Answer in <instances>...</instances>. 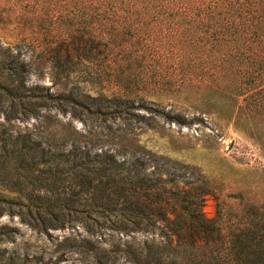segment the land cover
<instances>
[{"label":"trees","instance_id":"trees-1","mask_svg":"<svg viewBox=\"0 0 264 264\" xmlns=\"http://www.w3.org/2000/svg\"><path fill=\"white\" fill-rule=\"evenodd\" d=\"M0 27L48 57L56 84L72 82L59 95L30 86L21 47L0 41V220L18 218L49 237L77 222L94 235L92 217L107 215L125 219L127 234L177 222L176 236L192 250L171 259L159 248L149 263L264 264V182L216 190L218 217L209 221L202 191L169 188L139 162L93 155L72 125L60 135L64 124L52 114L192 127L197 120L158 109L180 99L219 110L264 150V0H0ZM43 118L45 139L12 130ZM18 235L1 226L0 246ZM200 241L217 245L195 249Z\"/></svg>","mask_w":264,"mask_h":264},{"label":"rangeland","instance_id":"rangeland-1","mask_svg":"<svg viewBox=\"0 0 264 264\" xmlns=\"http://www.w3.org/2000/svg\"><path fill=\"white\" fill-rule=\"evenodd\" d=\"M0 41L4 46L21 47L32 69L28 79L30 86H45L57 95L67 93L65 84L72 87V82L67 79L62 80V85L56 84L51 62L41 50L18 45L15 38L1 27ZM163 104L158 109L173 115L182 114L197 122L192 127H183L158 118L149 124L131 125L114 116L88 115L74 119L70 115L52 114L64 124V129L59 128V134L68 136L71 132L68 125H72L86 137L82 141L88 142L93 155L108 152L121 163L144 164L147 174L152 178L160 177L169 188L177 186L186 192L199 189L204 194L203 214L207 220L214 221L218 217L216 190L226 189L230 183L264 182V150L249 134L228 122L219 110L208 111L209 108L204 106L193 108L181 103L180 99L177 104L165 99ZM49 113L47 111L46 115ZM138 113L150 115L145 110ZM44 121L43 118L18 122L12 130L33 133L36 139H45ZM106 217H92L90 223L95 227L94 235L77 222L64 230L50 231V237L22 224L18 218L5 217L0 220V227L9 225L17 228L19 235L14 243L0 246V258H14L16 264H32L31 261L35 263L39 258L57 264H151L148 257L159 248L166 249L171 259L185 250H192L191 242L181 241L176 236L177 222H159L149 232L127 234L120 227V221L125 219L113 215ZM168 218L175 221V216L170 213ZM216 245L200 241L195 249L203 247V251L210 252ZM139 253L144 260L138 259ZM97 254L101 261L96 259ZM200 255L201 251L197 256Z\"/></svg>","mask_w":264,"mask_h":264}]
</instances>
